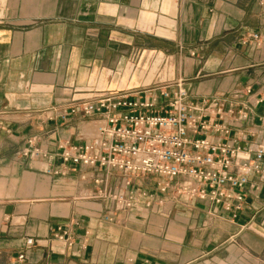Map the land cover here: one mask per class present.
<instances>
[{
	"label": "crops",
	"instance_id": "0c3cea01",
	"mask_svg": "<svg viewBox=\"0 0 264 264\" xmlns=\"http://www.w3.org/2000/svg\"><path fill=\"white\" fill-rule=\"evenodd\" d=\"M175 80L204 136L264 144V0H0V264H264V172L226 210L62 156L98 133L71 104Z\"/></svg>",
	"mask_w": 264,
	"mask_h": 264
},
{
	"label": "built area",
	"instance_id": "2783aa9c",
	"mask_svg": "<svg viewBox=\"0 0 264 264\" xmlns=\"http://www.w3.org/2000/svg\"><path fill=\"white\" fill-rule=\"evenodd\" d=\"M259 39L260 34L254 33L247 40ZM183 82L152 85L137 95L107 92L71 104L62 117L77 112L97 117L98 133L83 145H65L63 158L117 170L126 184L139 174L179 180L174 183L175 192L186 200L198 198L226 210L240 209L249 175L264 172V144L252 150L204 136L202 133L210 128H222L226 133L228 129L218 123L211 127L197 112L199 107L189 100ZM168 187L169 183L164 184L161 191ZM113 196L121 205H131L124 193ZM65 233H57L56 237L65 239ZM33 244V238L27 239L28 246ZM24 257V253L19 255L20 259Z\"/></svg>",
	"mask_w": 264,
	"mask_h": 264
}]
</instances>
